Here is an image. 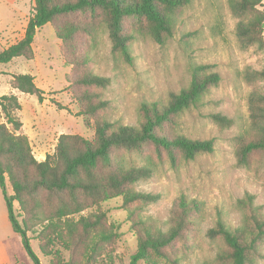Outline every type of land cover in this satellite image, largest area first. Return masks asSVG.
Masks as SVG:
<instances>
[{"label": "rangeland", "instance_id": "rangeland-1", "mask_svg": "<svg viewBox=\"0 0 264 264\" xmlns=\"http://www.w3.org/2000/svg\"><path fill=\"white\" fill-rule=\"evenodd\" d=\"M31 0H0L1 46L17 41V35L26 26ZM261 8L264 11V0ZM88 22V18L75 17ZM237 18L229 11L228 0H188L172 15L171 35L157 43L134 19L127 23L133 39L129 43L132 62L112 50L105 24L95 20L93 37L80 34L77 51L87 62L71 71L60 52V40L54 27L46 23L39 27L33 39L34 57L13 58L0 64V96L17 95L20 108L14 117L22 126L19 132L27 135L32 152L38 160L54 150L62 133L79 134L92 140V119L79 114V105L69 86L68 75L91 70L109 78V84L98 90L107 104L99 115L116 124L138 125L142 102H166L171 92L188 86L194 66L207 65V72H217L220 81L211 87L201 101L184 110L167 131L183 134L191 139L213 141L211 152H200L192 159L180 155L171 162L165 151L147 146L140 151H122L119 159L126 165L146 166L151 175L132 184V189L156 195L154 201L136 200L128 206L115 198L86 209L83 213L104 211L106 224L117 223L118 236L105 244L96 255V264H128L136 249L134 229L143 222L150 228L165 231L170 226V209L175 198L185 195L198 203L192 225L183 239L170 251L175 262L158 259V264H220L217 255L224 247L222 238L207 236L218 215L228 224L238 225L242 210L237 201L245 194L253 195L254 203L264 213V168L254 154L248 166H238L235 160V138L248 132L247 96L253 87L262 89L263 82L249 84L245 71L264 66V50L242 48L235 35ZM264 36V23H263ZM14 73H30L36 85L44 90L39 101L34 95L10 88ZM219 112L230 119V126L214 122L210 114ZM4 120L0 110V121ZM11 127V125H9ZM7 192H10L7 183ZM15 212L19 211L17 203ZM46 222V221H45ZM36 224L27 233L29 247L40 264H51L41 253ZM0 246L10 256L12 264H30L21 237L14 232L7 218L6 203L0 188ZM262 257L253 264H264ZM86 255L75 264H82ZM59 264H67V252H59ZM137 264H145L138 261Z\"/></svg>", "mask_w": 264, "mask_h": 264}, {"label": "trees", "instance_id": "trees-1", "mask_svg": "<svg viewBox=\"0 0 264 264\" xmlns=\"http://www.w3.org/2000/svg\"><path fill=\"white\" fill-rule=\"evenodd\" d=\"M188 0H31L29 16L20 39L0 50V64L16 57H34L33 39L39 27L50 23L60 40V52L71 71L80 69L87 59L77 51L80 34L93 37L95 20L102 21L108 31L112 50L120 52L132 62L129 51L132 33L127 23L133 19L157 43L171 35L172 15ZM262 0H228L231 15L237 18L235 35L244 49L264 50ZM88 18V22L75 17ZM207 65L194 66L188 86L171 92L166 102H142L138 125L116 124L99 115L107 102L98 90L109 84V78L91 70L68 75L69 86L79 105V114L92 119L94 137L86 139L79 134L62 133L54 150L38 160L32 152L26 134L19 132L22 123L14 117L20 108L17 95L0 96V188L6 203L7 217L14 232L21 237L31 257L30 264H40L29 247L27 233L36 224L39 249L58 263L59 252H67V264L86 255L82 264H96L101 248L118 236L117 223L106 224L104 211L83 213L101 203L121 198L124 207L136 200L154 201L157 196L132 189V184L151 175L146 166L126 165L119 159L122 151H140L147 146L165 151L171 162L177 155L192 159L200 152H211V139H191L183 134L167 131L184 110L197 105L203 95L217 86L220 75L207 72ZM249 84L263 82L262 89L253 87L247 96L248 132L235 138V160L238 166H248L256 154L264 168V66L247 69L244 75ZM11 88L34 95L42 101L44 90L38 87L30 73H14ZM211 119L221 126H230L229 117L216 112ZM11 125V127H9ZM7 183L10 192H7ZM247 193L237 201L242 210L238 225L228 224L220 214L215 225L208 228L207 236L220 237L224 247L217 255L220 264H253L262 257L264 242V213ZM17 203L19 211L15 212ZM198 209L193 198L180 195L170 209V226L155 230L142 226L134 229L136 249L128 264H158V259L174 263L170 251L183 239L192 225V216ZM46 221V222H45ZM158 258V259H157Z\"/></svg>", "mask_w": 264, "mask_h": 264}, {"label": "crops", "instance_id": "crops-1", "mask_svg": "<svg viewBox=\"0 0 264 264\" xmlns=\"http://www.w3.org/2000/svg\"><path fill=\"white\" fill-rule=\"evenodd\" d=\"M31 4V3H30ZM29 16V15H28ZM25 28V27H24ZM24 28L21 30V32L17 35V40L18 39H20L21 37H22V35H23V33H24ZM0 40H2V35H0ZM6 44V46H8V45H10V44H12V43H14V42H12V43H10V44H8V42H5ZM1 44V43H0ZM6 46H1V48H0V50L2 49V48H5ZM13 60V59H12ZM12 60L11 61H9V62H12ZM8 62V63H9ZM10 88H11V86H10ZM12 93V92H11ZM35 156V155H34ZM37 159V158H36ZM8 218V217H7ZM0 264H12V261H11V258H10V256L9 255H7L6 254V251H5V249L2 247V246H0Z\"/></svg>", "mask_w": 264, "mask_h": 264}]
</instances>
